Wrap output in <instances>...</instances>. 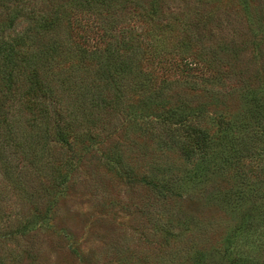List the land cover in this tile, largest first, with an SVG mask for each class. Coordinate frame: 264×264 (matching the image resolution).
Masks as SVG:
<instances>
[{"label": "trees", "instance_id": "16d2710c", "mask_svg": "<svg viewBox=\"0 0 264 264\" xmlns=\"http://www.w3.org/2000/svg\"><path fill=\"white\" fill-rule=\"evenodd\" d=\"M48 1L0 0V222L24 232L46 224L98 150L156 198L186 196L225 172L244 178L248 192L210 191L204 203H222L229 233L240 228L246 243L250 210L240 206L256 194L245 160L264 139V0H64L107 16L84 27L67 58L62 4ZM144 137L152 158L125 162L117 145ZM166 147L181 158L166 159ZM7 196L20 213L4 207ZM193 256L200 264L206 252Z\"/></svg>", "mask_w": 264, "mask_h": 264}, {"label": "rangeland", "instance_id": "374dc122", "mask_svg": "<svg viewBox=\"0 0 264 264\" xmlns=\"http://www.w3.org/2000/svg\"><path fill=\"white\" fill-rule=\"evenodd\" d=\"M229 1L234 0L220 4ZM56 3L62 4L58 10L65 16L57 44L67 58L83 45L84 27L90 29V21L96 24L107 16L100 6L90 12L64 0ZM48 4L43 0V7ZM26 25L27 21L19 24L17 31ZM144 140L117 145L125 162L144 164L152 158L155 143ZM164 150L168 160L181 158L176 149ZM104 156L98 150L86 156L76 178L59 194L46 224L24 232L21 225L0 222V264H196V248L206 252L200 264H264V139L245 160L256 194L249 205L240 206V212L250 210L252 233L246 243L240 228L229 233L234 220L222 203H204L208 200L204 194L210 191H234L237 185L248 192L244 178L225 172L186 196L170 193L171 197L156 198L157 189L120 178ZM7 198L10 207H4L20 213L19 200Z\"/></svg>", "mask_w": 264, "mask_h": 264}]
</instances>
